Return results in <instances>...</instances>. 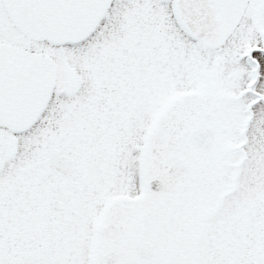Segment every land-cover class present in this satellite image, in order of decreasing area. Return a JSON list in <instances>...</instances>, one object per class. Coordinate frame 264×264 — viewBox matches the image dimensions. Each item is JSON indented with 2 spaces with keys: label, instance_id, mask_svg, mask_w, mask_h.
I'll return each instance as SVG.
<instances>
[{
  "label": "snow or ice",
  "instance_id": "6c2138e0",
  "mask_svg": "<svg viewBox=\"0 0 264 264\" xmlns=\"http://www.w3.org/2000/svg\"><path fill=\"white\" fill-rule=\"evenodd\" d=\"M0 264H264V0H0Z\"/></svg>",
  "mask_w": 264,
  "mask_h": 264
}]
</instances>
